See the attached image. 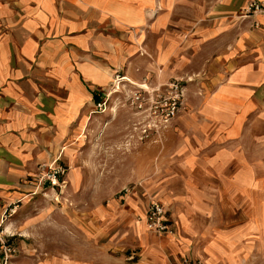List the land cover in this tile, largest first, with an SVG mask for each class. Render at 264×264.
Here are the masks:
<instances>
[{
	"label": "crops",
	"instance_id": "obj_1",
	"mask_svg": "<svg viewBox=\"0 0 264 264\" xmlns=\"http://www.w3.org/2000/svg\"><path fill=\"white\" fill-rule=\"evenodd\" d=\"M250 1L0 0V231L13 234L12 264L246 258L264 226V14L242 16ZM174 80L176 115L143 136L118 96ZM50 164L66 169L60 190L38 183ZM44 190L58 200L40 204ZM150 200L172 234L146 229ZM59 225L65 247L40 237L59 239Z\"/></svg>",
	"mask_w": 264,
	"mask_h": 264
},
{
	"label": "built area",
	"instance_id": "obj_2",
	"mask_svg": "<svg viewBox=\"0 0 264 264\" xmlns=\"http://www.w3.org/2000/svg\"><path fill=\"white\" fill-rule=\"evenodd\" d=\"M242 16H254L264 14V1L252 0L246 4L241 12ZM123 78L116 75L114 77L112 92L118 89V82ZM110 91V93H112ZM106 99L95 104L96 111H102L106 108ZM182 98V86L179 80L169 82L162 89L157 86L146 90L143 86L132 92L126 99L128 107H130L142 120L137 124L140 126V132L146 136L149 131L158 133L167 127L170 120L176 115ZM66 169L60 166L50 164L42 175L38 178L40 185L48 184L50 190H60L66 184ZM45 195V194H44ZM53 200H58V193H55ZM16 207L12 206L2 214V219L6 220L15 213ZM144 224L146 229L160 235H170L173 230L169 222L165 218V210L162 204L157 201L150 200L144 215ZM13 237L12 233L0 231V264H12V257L16 253L15 246L9 240ZM178 264H203L198 260H191L187 257L180 259Z\"/></svg>",
	"mask_w": 264,
	"mask_h": 264
},
{
	"label": "rangeland",
	"instance_id": "obj_3",
	"mask_svg": "<svg viewBox=\"0 0 264 264\" xmlns=\"http://www.w3.org/2000/svg\"><path fill=\"white\" fill-rule=\"evenodd\" d=\"M120 92L123 95L126 94V91H120ZM131 93H132V91L128 95H130ZM126 97H128V96H126ZM126 97L125 96L124 97L118 96V99L123 100L125 102L126 101L125 99H127ZM107 109H108V107L106 108V110L101 112L100 115H97L98 116L97 117L98 125H94V126H98L100 128L104 119L109 117V115L107 113L108 112ZM120 121H121V117H118L117 121H115L112 124L113 125L120 124ZM108 124H111V123H108ZM53 196H50V197L47 196V192H45V191H42L39 195H37V197H39V198H41V197L44 198V199L40 200V204H46L48 202V200L54 201ZM47 198H49V199H47ZM35 199H37L36 196L32 200L29 199L30 203L33 202ZM16 211H17V209L15 210V213H16ZM245 216H246V220H250V218H248L247 214H245ZM262 221L263 220H261V222ZM250 222H251V220H250ZM53 224H55V222ZM262 225H264V222L261 223V226ZM58 230L60 231L59 239H56V237H53L54 234L50 231H43L42 235H40V237L43 236L45 241L52 240L53 242H60L61 247H65L66 245H68V242H69V240H67L69 236H66L67 229L65 228V226L59 225ZM253 233L254 234H252L253 236H251V238L256 237L257 242H256V244L250 245L249 251L247 252V256L245 255L246 258L244 260H235V261H227L226 260V261H221V262H217V263L218 264L219 263L220 264H232V263L233 264H264V226L262 228H260L259 230H257V232H253Z\"/></svg>",
	"mask_w": 264,
	"mask_h": 264
},
{
	"label": "trees",
	"instance_id": "obj_4",
	"mask_svg": "<svg viewBox=\"0 0 264 264\" xmlns=\"http://www.w3.org/2000/svg\"><path fill=\"white\" fill-rule=\"evenodd\" d=\"M45 189H47V188H45ZM44 191H46V190H44Z\"/></svg>",
	"mask_w": 264,
	"mask_h": 264
}]
</instances>
